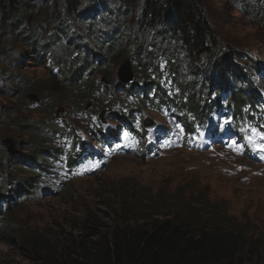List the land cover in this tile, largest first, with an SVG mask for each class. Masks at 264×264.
<instances>
[{
  "label": "rangeland",
  "instance_id": "374dc122",
  "mask_svg": "<svg viewBox=\"0 0 264 264\" xmlns=\"http://www.w3.org/2000/svg\"><path fill=\"white\" fill-rule=\"evenodd\" d=\"M206 7L212 29L220 42L234 45L244 54L243 58L236 59L237 62L232 60V63H237V70L245 79H250L255 93L264 102L263 10H258L256 15H246L242 13V6L231 0H207ZM68 27L77 29L73 24ZM80 32L87 35L86 29ZM86 40L91 43L89 38ZM163 41L170 51L177 46L167 39ZM18 50L0 45V196L14 195V186L26 194L21 201L11 197L10 210L1 211L0 264H33L28 249L17 239L7 238L11 227L17 233L29 229L63 250L90 233L101 231V228L119 225L123 221L125 206H122V201L127 193L131 200L126 206L141 212L143 218L155 213L158 217L184 215L188 206H194L193 196L189 192L181 198L171 196L177 187L182 186L188 190L203 189L207 200L217 205L227 219L264 237V167L246 159L226 156L220 148L201 153L173 148L144 158L108 155L104 162L82 168L64 164V158L71 153L75 141L81 146V143L92 140L90 129L98 127H92V123L100 121L99 116L104 111L100 122L104 129L111 127L114 131L120 123L112 114H129L137 108L141 113L140 123L147 118L158 121L159 117L149 111L147 105L139 104L140 100L135 99L132 93L106 91L103 95L98 84L99 74L94 75L93 84L90 83L86 90L90 96L84 97L74 89L57 91V87L49 84L54 77L49 68V55L40 64L34 54L23 56L17 54ZM157 54L156 63L161 62L160 76L171 78L173 59L169 54ZM189 58L186 54L180 56L182 60ZM179 63L177 61L176 66ZM195 65L199 72L206 73L202 59ZM125 66L132 75V69L125 60L116 70L120 71ZM147 73L150 71L145 66L133 63L135 83L141 82L142 75ZM216 79L218 76L214 81ZM180 81L176 78V85ZM111 83L113 90L115 86ZM32 122L50 127L53 135L50 145L30 143L21 133V125ZM158 124L169 128L164 118H160ZM7 140L13 142L11 153L5 150L4 142ZM6 153L15 159L8 161ZM57 155L62 156L61 162H58ZM37 164L39 168H34ZM9 178L13 184L12 190L7 192L5 183ZM160 196L166 201L163 208H160ZM2 202L0 199V204ZM198 212L200 217L210 218L208 215L204 217L205 210Z\"/></svg>",
  "mask_w": 264,
  "mask_h": 264
},
{
  "label": "trees",
  "instance_id": "16d2710c",
  "mask_svg": "<svg viewBox=\"0 0 264 264\" xmlns=\"http://www.w3.org/2000/svg\"><path fill=\"white\" fill-rule=\"evenodd\" d=\"M231 1L242 6L243 14L256 15L258 10L264 13L263 0ZM206 2L0 0V45L17 48V54L23 56L34 54L40 64L49 55L50 70L54 72L50 87H57V91L79 88L77 92L84 97L89 96L86 90L93 84V75L112 80L113 71L124 60L156 69L159 52L173 59L174 73L186 64L189 72L196 74L199 68L195 64L202 59L207 68L206 77H202L204 84L199 79L189 85L192 94L187 106L198 105L201 115L202 104L196 94L205 92L209 99L213 93L209 86L218 76L222 79L220 83L230 88L231 104L238 110L254 93L248 79L237 70V63H232L244 54L238 47L220 42L212 29ZM70 24L77 26L75 32L70 31ZM83 29L87 30L86 36L80 32ZM87 38L94 46H90ZM166 39L177 46L170 51L164 44ZM185 54L190 58L180 59ZM177 61H181L178 66ZM143 76L149 80L147 74ZM242 80L247 81L249 88ZM119 85L122 88L123 84ZM20 131L30 143L50 145L47 139L52 135L50 127L32 122L21 125ZM6 157L8 161L15 159L10 154ZM175 190L171 196L181 198L189 192L194 198V206H188L184 215L158 217L155 213L143 218L141 212L126 206L131 200L127 193L119 225L101 228L63 250L29 229L17 233L11 227L7 238L13 237L25 246L33 264H264V237L227 219L217 205L207 200L203 189L188 190L182 186ZM12 192L20 201L26 194L16 186ZM6 205L10 206L9 200ZM164 206L166 201L160 196V208ZM201 210L206 212L204 217L210 218L200 217ZM124 218L129 219L125 222Z\"/></svg>",
  "mask_w": 264,
  "mask_h": 264
},
{
  "label": "clouds",
  "instance_id": "9594fccd",
  "mask_svg": "<svg viewBox=\"0 0 264 264\" xmlns=\"http://www.w3.org/2000/svg\"><path fill=\"white\" fill-rule=\"evenodd\" d=\"M71 32H75V30L70 29ZM90 46H94L93 43H89ZM183 57L185 55H182ZM160 58V56H159ZM129 62V65L132 69V79L129 80L128 82H125L123 78H121L122 75H120V71L116 70V75H114V78L112 80L106 79L105 77H101L98 80V84L101 86V93L105 95L106 91H112L113 94H115L116 91H123L124 93H135L138 95L141 94V98H136L139 101V104H145L147 105V108L149 111H152L155 115L159 117L158 121H155L151 118L144 119L140 123L141 119V113L140 110L137 108H134L133 111H131L129 114L125 113H120V114H112L111 116L114 118L116 122H119L120 125L117 129V131H114L111 127L104 129L103 124H101V119L99 116L100 121H96L92 123L93 126H98L96 128H91L90 129V137L91 141L89 143H81V146L79 145L80 143L78 141H75L73 144V147L71 148V153H68L67 156L64 158V164L68 165L71 168H82L84 166H88L90 164H97V163H102L105 161V157L109 156H118V155H128V156H138L141 158H144L146 156H153L156 153H158L161 150H170L173 148H187L191 152L194 153H201L206 150H197L195 146H190L189 143L185 142H180V141H175V143H171L168 145L167 148H160V143L162 142L164 137H168L170 135H173L172 131H169L168 135H160L161 129H168L166 126L162 127L159 125L160 118H164L167 122L168 119H175L177 120V123H180L179 115H183L184 119H186L188 122L180 123L179 128H177V133L179 130L182 131V134L184 137H186V134L191 133L193 130V125L198 124L199 126L201 125H208L211 122L212 119V106H214L217 109H220L221 112L226 110V113H224V122L225 123H231L236 122L238 115H243V108L246 105H250L251 107L255 103L256 98H258L257 94L255 93L254 85L250 84L252 86L253 90V96L250 97V100L247 102H242L240 104L239 109L237 110L235 107V104H231L232 101V92L229 87H225L222 85V79H216V81H213V84L211 87L209 86V89L212 90V95L207 99L205 96V92H199L196 94V97H200V103L202 104V114L199 115L197 110L198 105L196 106H187L188 99L191 97L192 93H189L191 88H189V85L193 84L194 81H198L200 79V84H204V80H202V77H206V73L204 72H199V70L196 72V74H191L189 72V67L184 64L183 69H179L178 72L173 73V76L171 77L172 83H175L176 78H180L181 81L179 84H177L174 89L170 88V94H167L163 91V87L160 85V81L154 82L149 78L147 80L143 75L141 77V82H134V74H133V63L129 60H125ZM123 62V61H122ZM121 62V63H122ZM49 64H50V58H49ZM120 65V64H119ZM118 65V66H119ZM158 67V64L156 63V71ZM50 68V65H49ZM118 68V67H117ZM152 68L153 67H146V69ZM51 71V70H50ZM115 71V70H114ZM113 71V73H114ZM52 72V71H51ZM54 74V72H52ZM96 75V74H95ZM148 75V73H147ZM94 76V75H93ZM149 76V75H148ZM197 78V80H195ZM147 81H150L152 83H147ZM250 79H248V82ZM114 84V89L112 90V83ZM221 82V83H220ZM247 81H243L242 83L246 84ZM123 84L122 88L120 87ZM138 84H140V87H138ZM137 85V87L135 86ZM143 87H142V86ZM217 86L219 88H217ZM246 88H249V85L246 84ZM136 88V89H133ZM156 88L155 91L152 93V89ZM217 88V89H216ZM244 88V87H243ZM225 89H227L226 92H223ZM79 91L80 89H76ZM217 90V91H216ZM176 92V93H175ZM150 94L153 95V98L149 96ZM222 94H229L227 99L224 101V106L223 103L221 102V95ZM90 96V95H89ZM178 97V103L175 101V99ZM164 106V108H163ZM223 106V108H222ZM168 111H171L168 116ZM174 111V112H173ZM105 112V111H104ZM102 113V116L104 114ZM229 112V114H228ZM247 118L249 117V114L244 115ZM129 124V125H127ZM219 128V126H217ZM125 130L126 135H121V132ZM236 130L241 129H235ZM53 135L49 136L47 138L50 142V144L53 142L52 140ZM193 140V139H192ZM241 140L245 142L247 145L249 144V140L246 139L243 134L241 133ZM117 145H115V144ZM93 144V145H92ZM76 148V149H75ZM221 148L220 144L215 145L214 149ZM6 150V147H5ZM7 152V150H6ZM8 153V152H7ZM58 157V162H61L60 160L62 159V156H56ZM54 159V157H52ZM239 159H246L255 165H257L254 160L248 159L246 157H241ZM62 164V163H61ZM38 168H39V164ZM36 166V165H35ZM34 166V168H35ZM259 167H263L260 164L257 165ZM33 170H30L32 172ZM13 182L9 184L8 180L5 183V186L8 188V191H11L13 188L11 187ZM12 189H11V188ZM5 195L6 193H1ZM12 196H7L6 198L4 196H0V199L3 200L2 204L0 206L2 209L0 210V219H2V212H6V208L9 205H6V202L9 200L10 201V206L12 205ZM18 198V197H15ZM18 201H20L18 199ZM3 223V220L0 222V224Z\"/></svg>",
  "mask_w": 264,
  "mask_h": 264
},
{
  "label": "water",
  "instance_id": "95a60500",
  "mask_svg": "<svg viewBox=\"0 0 264 264\" xmlns=\"http://www.w3.org/2000/svg\"><path fill=\"white\" fill-rule=\"evenodd\" d=\"M120 75H122L121 78H123V80L125 82H128L129 80L132 79L131 72L129 71L128 66L121 68ZM32 99L36 100V97H32ZM101 117H102V115L100 116V119H101ZM4 146L6 147V150L8 153H11L13 151V142L11 140L5 141ZM8 182H9V184H11L13 182V180L9 178Z\"/></svg>",
  "mask_w": 264,
  "mask_h": 264
},
{
  "label": "bare ground",
  "instance_id": "6f19581e",
  "mask_svg": "<svg viewBox=\"0 0 264 264\" xmlns=\"http://www.w3.org/2000/svg\"><path fill=\"white\" fill-rule=\"evenodd\" d=\"M234 137H236V136H234Z\"/></svg>",
  "mask_w": 264,
  "mask_h": 264
}]
</instances>
